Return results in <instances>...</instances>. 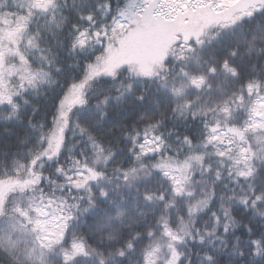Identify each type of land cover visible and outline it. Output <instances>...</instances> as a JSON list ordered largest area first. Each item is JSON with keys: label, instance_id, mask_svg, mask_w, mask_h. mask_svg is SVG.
Masks as SVG:
<instances>
[{"label": "snow or ice", "instance_id": "obj_1", "mask_svg": "<svg viewBox=\"0 0 264 264\" xmlns=\"http://www.w3.org/2000/svg\"><path fill=\"white\" fill-rule=\"evenodd\" d=\"M0 264H264V0H0Z\"/></svg>", "mask_w": 264, "mask_h": 264}]
</instances>
